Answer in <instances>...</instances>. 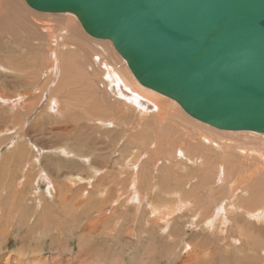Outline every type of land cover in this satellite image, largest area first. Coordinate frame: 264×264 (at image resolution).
Here are the masks:
<instances>
[{
  "label": "rangeland",
  "instance_id": "1",
  "mask_svg": "<svg viewBox=\"0 0 264 264\" xmlns=\"http://www.w3.org/2000/svg\"><path fill=\"white\" fill-rule=\"evenodd\" d=\"M12 5L18 7L20 13L18 16H12L13 22L9 24L14 29L13 33L4 31L0 35L1 62L5 61L2 62L3 65L8 62L11 66L9 68L7 63L9 67L6 64L4 68H0V93L6 97H24L11 104L12 107L8 102H0V133L3 134L0 135V264H28L31 256L35 255L48 264H243L247 258L253 260L252 252L246 254L244 261H241L240 254L234 257L224 254L221 256V251L244 249L243 244L247 241L243 240L244 237L240 240L236 230L237 221L241 219L236 216L243 218V214L237 215L233 205L229 206L226 213L221 205L219 206L220 200L228 197L225 195L227 186L213 184L217 170L214 165L223 162L228 180L240 178L241 188L251 189V193H260L264 191V186L258 187L259 183L264 185V163L256 158L252 150L264 153L263 143L250 135L246 137L239 136L243 134L222 132H217L218 136L211 135L210 132L186 123L183 117L175 114L177 112L174 108L167 105L166 108L177 115V118L173 116V119H178L185 127L174 135L175 130L166 122L160 126L164 125V130L172 131V135L163 133V130L162 134H153L151 131L153 128L158 131L156 127L159 122L154 116L155 113L140 116L133 108L127 107L126 110L123 106L127 113L126 127L130 129L131 134H138L143 128H139L138 124L148 125L147 133L143 135L146 144L140 142L143 146L139 149L146 171L142 173L139 184L135 187L132 170L121 169V173L116 174L118 165L113 164L120 158L118 149L127 143V140H123L127 131L123 132L120 125H113V112L105 116L99 112H96L98 116H93L90 112L96 105L122 107V99L114 96L111 87L105 86L103 82L105 63L94 57L100 52L110 65L119 64L115 52L105 44L94 42L96 39H91V36L79 27L75 15L70 13L75 19L73 21L64 14L42 13L29 7L24 0H0V22L12 14L9 11ZM49 49L55 51V58L47 52ZM60 54L68 65L64 70L58 68L61 67L58 62ZM7 55L12 58L21 56L20 59L27 60L14 58V61ZM29 57L40 59L35 62L34 59L30 61ZM13 62L17 64H12ZM47 62L53 64L51 70L50 66L46 67ZM30 63L33 66L29 65ZM21 71H24V75ZM32 74H35V77ZM29 77L36 80L33 81L32 78L30 80L33 82L30 83ZM87 78H91L92 82H87ZM50 90L59 98V103L61 102L58 113L55 110L50 112V109L46 108L48 102L54 98ZM105 93L109 95L106 96ZM70 98L75 99L77 106L81 107L69 109L80 116L69 122L65 117L69 115L66 101L70 102ZM145 108L151 110L147 106ZM168 116L170 115L164 114L162 119H168ZM97 117L110 124H106L102 129L93 122L102 121ZM196 132L203 135L209 133L214 142L204 143L206 148L200 147L195 144L198 142ZM77 139L87 140L84 151L92 153L91 165L100 170L104 168L95 177H90V180L85 178L91 176L88 163L79 161L80 164H74L73 161L77 162L76 157L66 154L62 149H55L61 145H73ZM188 142H195L198 154H195L196 157H201V154L206 152L210 161L214 160V164L211 161L203 167L202 158L197 164L194 162L182 166L179 160L172 163V167L163 164L164 156H173L180 146L182 151L187 150ZM233 143L237 145L234 146ZM137 145L140 146L138 143ZM190 156L196 158L193 153H190ZM157 158L162 161L156 162ZM186 169L190 170L189 175L193 172L198 174L202 169H205L206 175L214 172L211 176L213 183L207 187L208 190L200 193L198 202L192 199V204L186 209L184 206L182 208L179 202L176 211L166 214L164 212L169 206L173 207L178 199L186 197L180 188L182 182L186 183L187 178L191 184L198 182V177L183 178L181 173ZM41 170H45L42 174L47 172L52 183L50 187L40 179ZM175 171L179 173L171 174ZM228 172L231 174L228 175ZM76 176L84 177L85 181H77ZM68 178H72L75 184L69 182ZM151 182L153 190L150 187ZM172 188L177 189L178 193L169 194L168 191ZM151 191L153 197L150 198L147 195L151 194ZM60 193L66 196L64 207L59 204L63 199ZM101 193L104 195L101 196ZM78 202L79 207H73ZM226 203L229 204L228 200ZM153 207L167 208L158 218L154 215V210L151 211ZM230 210L232 212H229ZM101 218L105 221L98 222L97 219ZM95 219L96 225L93 226L91 222ZM209 219L210 222L206 223ZM246 224L251 229H247L249 237L252 240L259 237L264 244V223L261 219L249 218ZM204 225H211L208 231L203 229ZM243 230L244 227H240V231ZM186 244L191 245L192 249ZM196 246L198 247L195 250L199 253L194 256ZM203 250L210 251L212 257H206ZM80 253L82 258L77 257ZM16 254L22 255V261L19 260L22 263L13 262ZM189 255L192 258H189Z\"/></svg>",
  "mask_w": 264,
  "mask_h": 264
},
{
  "label": "water",
  "instance_id": "2",
  "mask_svg": "<svg viewBox=\"0 0 264 264\" xmlns=\"http://www.w3.org/2000/svg\"><path fill=\"white\" fill-rule=\"evenodd\" d=\"M108 39L143 86L221 130L264 134V0H25Z\"/></svg>",
  "mask_w": 264,
  "mask_h": 264
},
{
  "label": "bare ground",
  "instance_id": "3",
  "mask_svg": "<svg viewBox=\"0 0 264 264\" xmlns=\"http://www.w3.org/2000/svg\"><path fill=\"white\" fill-rule=\"evenodd\" d=\"M12 1H15V0H12ZM25 1V0H24ZM11 10H9V11H11V13L12 14H9L10 16L7 18L6 17V15H5V17H6V19H5V21H2V22H0V35H1V33H3L4 31H6V32H9V33H13V27L12 26H10L9 24H11L12 22H13V17L12 16H18L19 15V13H20V10H19V8L18 7H16V6H11ZM40 12V11H39ZM42 13H46V12H42ZM2 14V13H1ZM47 14H49V13H47ZM50 14H64V16H66V18H71L73 21H75V19H74V17H73V15H70V13H68V12H65V13H50ZM72 14V13H71ZM8 16V15H7ZM22 16V15H21ZM1 18V17H0ZM77 19V18H76ZM4 20V19H3ZM78 20V19H77ZM77 24V23H76ZM80 24V22L78 23V25ZM7 25H8V27H7ZM77 25V26H78ZM81 26V24L79 25V27ZM81 28H82V26H81ZM83 29V28H82ZM48 30V29H47ZM84 30V29H83ZM85 32V31H84ZM86 33V32H85ZM87 34V33H86ZM41 35V34H40ZM89 35V34H88ZM2 38V37H1ZM91 39L92 38H94V37H90ZM43 39V38H42ZM72 40L74 39V36H72V38H71ZM94 39H96L94 42H97V43H99V44H105V45H107V46H109V47H111L112 48V50L115 52V54L117 55V57H118V59H119V64H114V65H110L109 63H107L106 62V59H104V56L102 57V55H104V54H102V53H97L98 55H95L94 57H95V59H97V60H99L100 62H104L105 63V69L106 70H104L105 72L102 74V76H103V82H105V86H108V87H111V89H112V92L115 94L114 96H118V98H120V99H122V101H123V103H120V105H122V107H119V106H109V105H107L108 107H104V106H101V105H96L95 107H94V109L93 110H91L90 112H92L93 114H91L90 112V114L91 115H93V116H98L97 115V113L96 112H99V114L100 115H104L105 116V114H110L111 112H113V115H114V120H112L111 122L113 123V125L116 127V126H119L120 127V129L121 130H123V132L126 130L127 131V136L126 137H124L125 139H123V140H127V143H125L123 146H120V148L118 149V152H120V158L117 160V161H115V162H113V164H117L118 166L116 167V174H120L121 173V169H124V170H126V169H131L132 170V172H131V174H132V176L134 175L135 176V178H134V176H133V179H134V181H135V187L139 184V180H140V178L142 177V173L143 172H145L146 171V166L144 165V162L142 161V158H143V155L140 153V151H139V149L141 148V146H143V144L142 143H140V142H143L144 144H146V141L144 140L145 139V137L143 136L145 133H147V130H148V125H146L147 123H145L144 125H140V124H138V126H140L139 128H141L142 126H143V128L142 129H140L139 130V133L138 134H131V132H130V129H128L127 127H128V122H127V113H126V110H127V107H130V108H133L140 116L141 115H144V116H146L147 114L149 115L150 114V112H152V113H155V115L154 116H156L157 118H158V126L156 127L157 129H158V131H156V129H154L153 128V130L150 128V131L153 133V134H162L161 133V131L163 130V133H167V134H169V135H172V131H170V130H168V129H165L164 130V128H165V126L164 125H162V126H160L162 123H166V122H168L169 123V126H170V128H172L173 130H175L174 132H173V134L175 135L177 132H178V130H180V129H182V127H185L184 125H182V124H180L181 122L178 120V119H173V116L174 117H176L177 118V115H175V114H178V116H181V117H183L184 118V120L186 121V123L187 122H189V123H191V124H193V125H195V126H197L198 128H201L202 130H205L206 132H210L211 133V135L212 134H214V135H217V132H222V133H229V134H243V135H239V136H254L255 138H257V140H258V142H261V144L263 143V145H264V134H261V133H257V132H254V131H247V130H237V131H228V130H221V129H217V128H215V127H212V126H209L208 124H205L204 122H201V121H199V120H197V119H195V118H193V117H191L188 113H186L182 108H181V106L175 101V100H173L172 98H169V97H167V96H165V95H163V94H160L159 92H156V91H154V90H152V89H150V88H147V87H145V86H143L142 84H140L137 80H136V78L134 77V75L132 74V72L130 71V69H129V67H128V65H127V62L122 58V56H120V54L115 50V48H114V46H113V44H112V42L110 41V40H108V39H97V38H94ZM93 39V40H94ZM39 44V43H38ZM76 44V43H75ZM26 45V44H25ZM37 45V44H36ZM50 45V44H49ZM12 46V45H11ZM22 46V45H21ZM24 46V45H23ZM28 47H29V45H27ZM69 47V46H68ZM79 48H81V47H78V49ZM24 49V48H23ZM26 49H28V48H26ZM36 49V48H35ZM59 49H61L60 47H59ZM63 49V48H62ZM12 50V49H11ZM18 50V49H17ZM29 50V49H28ZM34 50V49H33ZM32 51V50H31ZM30 52V51H29ZM47 52H49L50 54H51V56L53 57V58H55V55H56V53H55V51L54 50H48ZM8 53V52H7ZM13 53V52H12ZM17 53V52H16ZM14 54H15V52H14ZM26 54H27V51H26ZM33 55V54H32ZM31 55V56H32ZM119 55V56H118ZM8 56V55H7ZM27 56H28V54H27ZM30 56V55H29ZM37 56V55H36ZM5 57V56H4ZM9 57V59H12V60H14V58H22L21 56H19V57H14V58H12V56H8ZM60 57H61V54H60ZM60 57H59V65H61V67L60 66H58V68L60 69V70H64V68H67L68 67V65H66V59H64V58H62L61 57V59H60ZM101 57V58H100ZM19 58V59H20ZM26 58V57H25ZM31 57H29V59H30ZM34 59V61L36 62V60H38V59H40L39 57H34V58H32V59H30V61L31 60H33ZM20 60H24V59H20ZM27 60V59H26ZM26 60H24V61H26ZM70 60V59H69ZM15 61V60H14ZM23 61V62H24ZM39 61V60H38ZM61 61V62H60ZM3 62V61H2ZM2 62H1V58H0V68L2 69V68H4V65H6V64H2ZM5 62V61H4ZM3 62V63H4ZM11 62V61H10ZM22 62V61H21ZM53 62V61H52ZM16 63V62H15ZM14 62L12 63V64H15ZM29 63V62H28ZM33 63V62H32ZM9 64V63H8ZM8 64H7V66H8ZM17 64V63H16ZM15 64V65H16ZM25 64V63H24ZM23 64V65H24ZM47 66L46 67H48V66H50L49 67V70H51V68H52V66H53V64L52 63H48L47 62ZM121 64V65H120ZM29 65H31V63L29 64ZM9 66H10V64H9ZM8 66V67H9ZM31 66H33V65H31ZM34 66H35V64H34ZM123 66V67H122ZM13 67H16V66H13ZM28 67V66H27ZM9 68H11V66L9 67ZM14 68H12L11 70L12 71H14L13 70ZM17 69H19V68H17ZM4 70V69H3ZM30 71V70H29ZM17 72H19V71H17ZM23 72L24 71H21V73L23 74ZM30 72H32V71H30ZM16 73V72H15ZM34 73H36V71L34 72ZM17 75V74H16ZM21 75V74H20ZM24 75V74H23ZM33 75V74H32ZM29 76H31V75H29ZM34 77H35V74L33 75ZM24 77V76H23ZM27 77H28V74H27ZM34 77H32V78H28L29 80L30 79H32L33 81H35L36 79L34 78ZM23 80V79H22ZM83 80V79H82ZM24 81V80H23ZM33 81H31L30 80V83H32ZM87 82H92V80H91V78H87ZM87 82H85V83H87ZM45 85V84H44ZM53 91H55V90H53ZM5 92V91H4ZM26 92V91H25ZM50 93H51V90H50ZM68 93V92H67ZM6 94V93H5ZM25 94V93H24ZM110 94H111V92H110ZM11 95V94H10ZM17 95V94H16ZM51 95H52V97H54V98H52L51 100H50V102H48V106L46 107V108H48V109H50V112H52V111H56V113H58V106H59V104L61 103H59V98L54 94V92H52L51 93ZM68 95V94H67ZM66 94H65V96H67ZM105 95L107 96V95H109V93L107 94V93H105ZM27 96V95H26ZM61 96H62V94H61ZM22 97H24V95H18V96H8V97H6V95H3V93L1 94L0 93V102H8L9 104L8 105H11V104H14V102H16V101H20L21 99H22ZM69 97H70V95H69ZM104 97V96H103ZM111 97V96H110ZM25 99V98H24ZM29 100V99H28ZM70 102L69 101H66L67 103H68V105H66L67 106V110H68V112H69V115H67L66 117H65V120L66 121H71L72 119H75V118H80V116L79 115H77L74 111H70V110H72V109H74V108H77V107H81V106H77V102H76V100L75 99H72V98H70ZM66 103V104H67ZM80 103V102H79ZM5 104V103H4ZM28 104V103H27ZM83 105V104H82ZM166 105L167 106H170V107H172V108H174V110L177 112V113H175V114H172V112H170V110L169 109H167L166 108ZM28 106V105H27ZM31 106V105H30ZM87 106H88V104H87ZM89 106H92V105H89ZM126 108V110H124V107ZM147 106V108H151V110L150 111H148V110H146V107ZM1 107V106H0ZM11 107H12V105H11ZM20 107H22V106H20ZM100 107V108H99ZM56 108V109H55ZM84 108H86V107H84ZM11 109V108H10ZM9 109V110H10ZM22 109H24V108H22ZM21 109V110H22ZM70 109V110H69ZM82 109V108H81ZM15 111H17V110H15ZM13 112V111H12ZM179 112V113H178ZM50 114V113H49ZM164 114H167V115H170V116H168V119H162V116H164ZM14 115V114H13ZM9 116H10V114H9ZM21 116V115H20ZM46 116V115H45ZM22 117V116H21ZM59 117V116H58ZM63 117V116H62ZM73 117V118H72ZM97 118H99V119H101L100 117H97ZM21 120V119H20ZM47 120V119H46ZM102 121H99V120H93V122H94V124L95 125H99V127H102V129H103V127H105V125L106 124H110V122L109 123H105L104 122V120H103V118L101 119ZM141 121L142 120H145V119H140ZM12 122V121H11ZM144 122V121H143ZM142 122V123H143ZM15 123V122H14ZM55 123V122H54ZM3 124V123H2ZM112 125V124H111ZM122 126V127H121ZM127 126V127H126ZM15 127V126H14ZM20 127V126H19ZM153 127V126H152ZM105 130H107V129H105ZM123 132H122V134H123ZM204 132V131H203ZM142 133V134H141ZM75 134V133H74ZM205 134V133H204ZM0 135L2 136L3 134H1L0 133ZM13 135V134H12ZM196 136H198L197 138H198V142L197 143H195V142H188V147H187V150L186 149H184L183 151H182V147L180 146V147H178L177 149H176V152H175V154L173 155V156H164L163 157V159H164V163L163 164H165V165H167V167L168 166H171L172 167V163H174L176 160H179L180 162H182V163H180V165H186L187 163H190V164H194V162L197 164L198 163V160L200 159V158H202V160H203V162L204 163H202L203 165V167H205V165L208 163V162H213V164H214V160H211L210 161V158L208 157V154L206 153V152H204V154H201V157H196L195 156V154H197V148H196V146H195V144H198V145H200V147H202V146H204L205 148H206V146H205V144L204 143H206V144H209L211 141H212V137L209 135V133H208V135L206 134V135H203V134H200L199 132H196V134H195V137ZM218 136V135H217ZM6 137V136H5ZM12 137V136H11ZM10 137V138H11ZM221 137V136H220ZM219 137V138H220ZM26 138V137H25ZM221 138H223V137H221ZM220 138V139H221ZM253 138V137H252ZM83 139V138H82ZM82 139H77L76 140V142H75V144H73V145H61V146H58L57 148H55L56 150L57 149H62V150H64L65 152H66V154H71L73 157H76L77 158V162L76 161H73V163L74 164H78L79 163V161H81V162H86V163H88L89 165H88V168H89V171L91 172V176H89V177H85L86 179H88V180H90V177H95L96 175H98L97 173L99 172H101L102 171V169H104V168H101V170H100V168H97V167H93L92 165H91V159H90V156H92V153L91 152H86V151H84V146H85V144H86V142H87V140H82ZM181 139H182V137H181ZM226 139V138H225ZM249 139V138H248ZM251 139V138H250ZM169 140L170 141H172V139L171 138H169ZM173 140H175V138H173ZM230 139H228V141H229ZM254 140V139H253ZM120 139H119V143H120ZM223 140H221V142H222ZM226 141V140H225ZM2 142V141H1ZM8 142V141H7ZM12 142H14V141H12ZM212 142H214V140L212 141ZM230 142V141H229ZM105 143V142H104ZM137 143L138 144H140V146L139 145H137ZM195 143V144H194ZM216 143V142H215ZM220 143V142H219ZM231 143V142H230ZM242 143V142H241ZM5 144V143H4ZM11 144V143H10ZM168 144H170V143H168ZM226 144V143H225ZM234 144V143H233ZM233 144H231V145H233ZM256 144H257V141H256ZM1 145H2V143H1ZM24 145V144H23ZM216 145H218V144H216ZM224 145V144H223ZM222 145V146H223ZM235 145H237V144H234V146ZM259 145V144H258ZM257 145V146H258ZM230 146V145H229ZM12 147V146H11ZM10 147V148H11ZM139 147V148H138ZM219 147V146H218ZM217 147V148H218ZM233 147V146H232ZM237 147V146H236ZM264 147V146H263ZM226 148H228V146L226 147ZM221 149V148H220ZM225 149V148H224ZM233 149V148H232ZM257 149H260L259 147H257ZM15 150V149H14ZM235 150V149H234ZM261 150V149H260ZM37 151V150H36ZM228 151V150H227ZM262 151V150H261ZM60 152V151H59ZM243 152V151H242ZM252 152H254V154L256 155V158L258 159V160H260V162H263L264 163V153H262V152H260V151H258V150H256V149H253L252 150ZM252 152H250V153H252ZM190 153H193L194 154V156L196 157V158H193V157H191L190 156ZM231 153V152H230ZM217 154V153H216ZM234 154V153H233ZM198 155V154H197ZM243 155V154H242ZM220 156V155H219ZM218 155H217V157H219ZM225 156V155H224ZM230 156V155H229ZM235 156V155H234ZM207 157H208V161L207 162H205V160H207ZM237 157V156H236ZM244 157V156H243ZM235 158V157H234ZM242 158V157H241ZM240 158V159H241ZM237 159V158H236ZM239 159V160H240ZM162 161V159L161 158H157L155 161L156 162H159L160 163V161ZM229 160V159H228ZM232 160V159H231ZM235 160V159H234ZM242 160V159H241ZM233 161V160H232ZM232 161H230V162H232ZM247 161V160H246ZM84 162H83V164H84ZM234 162V161H233ZM29 163V162H28ZM245 163V162H244ZM80 164V163H79ZM210 164V163H209ZM236 164H237V162H236ZM232 165V164H231ZM202 166H201V168H202ZM215 166V169H217V170H215V177L213 178V182H211V176H212V174L214 173V172H211V174H208V175H206L207 174V172L205 171V169H202V171L200 172V173H194L193 172V174L192 175H189V173H190V170H184L183 171V173H181L182 174V176H183V178H185V177H192V179H194V178H197L198 177V182H196V183H192L191 184V182H189L190 181V179L189 178H187V179H185V180H188L186 183H183L182 182V184H181V186H180V188L182 189V193H184L185 195H186V197L184 198V199H178L177 201H176V205H174L173 207H158V208H155V207H153L152 209H151V211L153 212V210H154V215H157L156 217H158V218H160L159 217V214H162L163 212H164V209L165 208H167L166 210H165V212L164 213H166V214H170V212H173V211H176L177 210V204L179 203V202H181V206H182V208H183V206H184V208L186 209L187 207H188V205H191L192 204V199L194 200V201H196V202H198L199 200H200V193L201 192H203V190H208V188L207 187H209L210 186V184L211 183H213L214 185L215 184H217V185H222V184H225V186H227V188H226V191H225V195H228V197H224V198H222L221 200H220V204H219V206L221 205V208H223V210L225 211V213L229 210V206H235V208H236V213H237V215L238 214H243V218H244V221H243V218L241 217V216H236V217H238V218H241V219H239L238 221H237V226H236V230H237V233H238V235H239V238H240V240H242V238L241 237H244V239L243 240H245V241H247L246 242V244H243V245H245L243 248L244 249H242V250H237V251H221L220 253H221V256H223L222 254H224V255H230V256H232V257H234L235 255H241L242 257H241V261H244L245 260V258H246V254L248 255L250 252H252L253 254H254V256H253V260H251L250 258H247L244 262H243V264H264V244H263V242L261 241V239H258L259 237H255L254 238V240H252V238H250L249 237V233H248V231H247V229L248 230H251L250 229V227H249V225L248 224H246V222H247V219H249L250 218V220H252V219H257V218H260L261 219V222L262 223H264V191H262V192H258V193H256V191H254V192H250L249 190H251V189H247V188H241V186H240V178L239 179H234V180H228L227 179V177H226V169H225V167H224V164H223V162H217V165H214ZM233 166V165H232ZM197 167H198V165H197ZM111 168H113V166L111 167ZM208 168V167H207ZM210 168V167H209ZM261 168V167H260ZM212 169V168H211ZM213 169H214V167H213ZM221 169H222V171H221ZM208 170V169H207ZM169 171H172V170H169ZM209 171V170H208ZM42 172H45V170H41V172H40V176H38V177H40V179H42L43 181H45L46 182V184L47 185H49V187L51 186V181L49 180V177L47 176V172L46 173H43L42 174ZM168 172V171H167ZM176 173H179L178 171H175V172H172L171 174H176ZM210 173V172H209ZM229 173L231 174V172H228V175H229ZM160 175H162V174H160ZM167 175H170V174H167ZM174 175H173V178L172 179H174ZM264 175V174H263ZM199 177H200V180H199ZM261 177V176H260ZM263 177V176H262ZM25 178V177H24ZM85 178L84 177H82V176H76L75 177V179H77V181H85ZM159 178V177H158ZM238 178V177H237ZM251 178V177H250ZM73 179L72 178H68V181L69 182H71L72 184H75V182H73L72 181ZM161 181V180H160ZM197 181V180H196ZM169 182H167V184H168ZM41 184H42V182H41ZM187 184L188 185H191V186H187ZM54 185V184H53ZM52 185V186H53ZM259 186L258 187H263L264 185H263V183L262 184H258ZM67 186H68V184H67ZM187 186V187H186ZM150 187H151V190H153V182H151V184H150ZM53 188V187H52ZM118 189H120V187L118 188ZM257 190V189H256ZM259 190V189H258ZM51 191H53V190H51ZM56 191H57V189H56ZM69 191V190H68ZM50 193V192H49ZM151 194H148L147 196L148 197H153V192L151 191L150 192ZM168 193L169 194H177L178 193V191H177V189H174V188H172V189H169V191H168ZM124 194V193H123ZM102 195H104V193H101V196ZM60 197L62 198L63 197V199H61L60 201H59V204L62 206V207H64L65 205H64V201L66 200V196L65 195H63V194H61L60 193ZM141 197H142V194H141ZM80 199V198H79ZM226 200H228V203L229 204H227L226 203ZM103 201H105V200H103ZM230 202H231V204H230ZM151 204V203H150ZM255 204V205H254ZM254 205V206H253ZM218 206V207H219ZM73 207H75V208H78L79 207V202H78V204L77 205H73ZM74 209V208H73ZM69 210V209H68ZM70 211H71V209H70ZM229 212H232V210H230ZM100 220H104L105 221V219H103V218H101V219H97V221L99 222ZM96 219L93 221V222H91V223H93V224H91V225H93V226H95L96 225ZM95 222V223H94ZM210 222V219L209 220H207L206 221V223H209ZM244 222V223H243ZM87 225H89V224H87ZM211 225H209V226H207V225H204V230L206 231H208V227H210ZM244 227V230H243V232H241L240 231V227ZM86 228H88V226L86 227ZM39 230V229H38ZM245 230H246V232H245ZM38 232H40V231H38ZM46 233V232H45ZM261 232H259V234H260ZM261 236V235H260ZM263 238H264V235H263ZM54 243V242H53ZM58 244V243H57ZM242 245V246H243ZM186 246H188V248L190 247V249H192V246L191 245H188V244H186ZM198 246H196L195 248H194V251H195V254H194V256H196V253H199V252H196V248H197ZM188 250V249H187ZM212 251V250H211ZM79 252H81V251H79ZM78 252V253H79ZM200 252H202V250L200 251ZM203 252H204V250H203ZM209 252L210 251H206V252H204L203 254L204 255H206V257H212L210 254H209ZM77 254V253H76ZM82 253H80L79 255H77V257H79V258H82L83 256L81 255ZM21 257H22V255L21 254H16L14 257H13V262H17L18 261V263H22L21 261ZM74 257H76V256H74ZM76 257V258H77ZM12 258V257H11ZM189 258H192V256L191 255H189ZM244 259V260H243ZM10 260V259H9ZM19 260H21L20 262H19ZM30 260V262L28 263V264H48V262H46L45 260H41L40 258H38V256H31V258L29 259ZM47 260V259H46ZM189 262H187L186 264H188ZM53 264H55V263H53ZM60 264H63V263H60ZM69 264H71V263H69Z\"/></svg>",
  "mask_w": 264,
  "mask_h": 264
}]
</instances>
